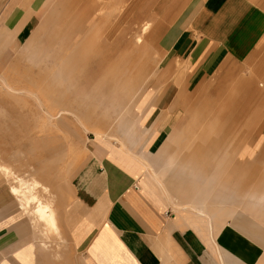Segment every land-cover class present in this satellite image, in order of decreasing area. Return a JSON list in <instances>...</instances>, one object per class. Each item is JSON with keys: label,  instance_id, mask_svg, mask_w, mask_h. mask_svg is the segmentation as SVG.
<instances>
[{"label": "crops", "instance_id": "1", "mask_svg": "<svg viewBox=\"0 0 264 264\" xmlns=\"http://www.w3.org/2000/svg\"><path fill=\"white\" fill-rule=\"evenodd\" d=\"M190 1L199 3L198 26L182 43L168 45L184 52V71L191 70L185 86L179 90L174 79L162 91L144 90L133 106L134 142L88 141L61 212L54 201L57 231L29 217L31 230L42 225L62 239L70 257L61 264H264V108L257 124L225 127L199 102L204 84L225 63L234 72L245 69L248 83L264 88V8L251 0ZM64 2L0 0V67L15 65L24 52L42 62L38 52L63 50L48 43L62 32ZM145 23L135 37L140 50L144 44L136 39ZM84 48L76 45L60 64L70 66ZM255 94L264 107V90ZM228 129L242 134L226 142ZM7 197L0 196V210L13 200ZM20 217L0 222V264H51ZM59 259L55 253L53 260Z\"/></svg>", "mask_w": 264, "mask_h": 264}, {"label": "rangeland", "instance_id": "2", "mask_svg": "<svg viewBox=\"0 0 264 264\" xmlns=\"http://www.w3.org/2000/svg\"><path fill=\"white\" fill-rule=\"evenodd\" d=\"M251 1L264 8V0ZM198 4L190 0H65L59 27L62 32L49 36L48 43V48L63 50L38 52L43 63L24 52L15 65L0 67V158L4 157L0 166L48 187V195L40 191L38 196L55 201L56 212H61L68 201L71 178L85 158L88 141L100 136L113 143L134 142L139 128L134 124L133 106L144 90L162 91L174 79L178 80L175 84L179 90L185 86L191 70L184 71V52L176 54L168 45L175 47L189 38L186 33L195 31ZM144 22L151 23L153 30L142 40L144 47L140 50L135 37ZM195 38V42L200 41L199 34ZM74 42L85 47L79 51L82 56L69 59L70 66H63L62 58L66 60L74 54ZM126 45L130 48L122 57ZM101 52L107 55L104 60ZM227 64L215 68L199 102L206 103L210 116L226 123L225 127L232 121L259 123L258 112L264 107L258 105L262 98L255 92H263V82L255 84V88L248 83L245 69L234 72ZM238 106L239 110L234 109ZM222 133L229 142L233 133L241 135L242 131L228 129ZM12 185V179L0 174L2 201L9 198ZM2 204L0 222L18 215L14 199ZM30 210L18 220L25 224L27 234L31 232L37 252L51 264L65 263L70 253L64 242L42 225L31 230ZM57 222L61 225L58 219ZM59 230L61 233V226ZM41 232L46 234L44 239ZM39 239L48 246L47 250ZM55 253L60 256L58 262L53 260Z\"/></svg>", "mask_w": 264, "mask_h": 264}, {"label": "bare ground", "instance_id": "3", "mask_svg": "<svg viewBox=\"0 0 264 264\" xmlns=\"http://www.w3.org/2000/svg\"><path fill=\"white\" fill-rule=\"evenodd\" d=\"M142 29H141L142 34L136 39V44H142V42H143L142 40L144 39L145 35L151 31L152 24L147 22L144 24V27H142ZM122 128H124V127H122ZM128 132H129V129L126 127L124 133L127 135ZM3 158L4 157L1 156L0 160H2ZM0 174H3L4 176H6V178H8V179L10 178L13 180L14 185H12L10 187L9 194L16 201V203H17L16 204V206H17L16 211L19 214H21L22 216L27 215L28 210H30V208H31L30 214L33 216L32 217L33 221H38L40 223H47L55 231H57L56 218H55V214H54L55 211L53 210V202L54 201L50 200V199L49 200L45 199L44 197H42V199H41L38 196L40 191L43 193H47V195H48L49 188L44 186L42 183H40L39 181H37L33 177L28 178L27 177L28 175H26V176L25 175L24 176L19 175V174L13 172L11 169L3 167V166H0ZM49 193H50V191H49Z\"/></svg>", "mask_w": 264, "mask_h": 264}]
</instances>
